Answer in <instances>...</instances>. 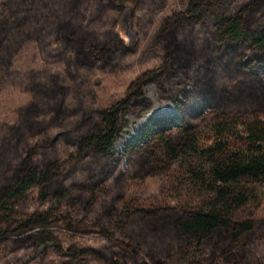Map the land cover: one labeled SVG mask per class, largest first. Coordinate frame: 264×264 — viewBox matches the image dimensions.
Here are the masks:
<instances>
[{"label": "trees", "instance_id": "obj_1", "mask_svg": "<svg viewBox=\"0 0 264 264\" xmlns=\"http://www.w3.org/2000/svg\"><path fill=\"white\" fill-rule=\"evenodd\" d=\"M131 12L138 39L118 31ZM172 9V13L166 12ZM105 13L113 16L105 27ZM103 25V24H102ZM29 43L42 67L15 69ZM158 65L113 106L100 75ZM179 111L117 156L123 117L150 113L145 87ZM31 96L0 120V264H264V217L248 212L264 184V0H6L0 3V92ZM192 169L202 209L122 207L131 185Z\"/></svg>", "mask_w": 264, "mask_h": 264}, {"label": "rangeland", "instance_id": "obj_2", "mask_svg": "<svg viewBox=\"0 0 264 264\" xmlns=\"http://www.w3.org/2000/svg\"><path fill=\"white\" fill-rule=\"evenodd\" d=\"M6 0H0V3ZM133 6L131 3L127 4V11L124 17L120 20L118 31L121 37L129 47H136L138 39L132 29L131 12ZM172 13V9L166 12L167 15ZM113 17L110 13H105L102 18L100 27H105L108 19ZM153 54L150 61L145 65H137L131 70L124 73L122 77H116L111 74H101V86L98 88V95L104 106L111 107L117 99L122 98L129 86L140 75L146 71L154 69L159 59ZM43 65L38 45L36 43H29L22 50L15 61V69L19 71H30L39 69ZM145 97L153 108L150 113H127L123 118V132L120 139L116 143L115 152L117 156H123L126 149L137 140L142 133L149 127V125L158 119H163L162 116H169L173 119H178L179 111L171 102L162 100L159 95L158 87L154 83H150L145 87ZM31 101V96L22 92L18 88L9 87L0 92V120L3 123L15 124L17 122V110L25 107ZM175 107V108H174ZM166 113V114H164ZM160 114V116H159ZM137 130V136L132 139L127 145H124L121 150L117 151L116 147L119 143L126 140L129 136V131ZM211 132H206L203 136L198 152L194 156H187L181 163L177 164L174 172L170 177L166 178H152L144 182L133 184L128 191L127 200L122 207L134 206H153L158 204H166L183 208H197L202 209L208 197L206 188L201 187L200 182L194 177L192 169L198 171L202 161L196 159L201 156L216 144V137H210ZM256 199L250 205L248 212H251L254 217H264V184L256 188ZM43 253L42 250L37 251L30 257H27L23 264H33V260ZM175 264H184L178 262Z\"/></svg>", "mask_w": 264, "mask_h": 264}, {"label": "bare ground", "instance_id": "obj_3", "mask_svg": "<svg viewBox=\"0 0 264 264\" xmlns=\"http://www.w3.org/2000/svg\"><path fill=\"white\" fill-rule=\"evenodd\" d=\"M164 114H166V113H164ZM159 116H160V114H159ZM137 132H138L137 130L129 131V136L126 137V140L125 141H123V142H121V143H119L117 145L116 150L119 151V150L122 149V147L124 145H127L130 142H132V139L137 136Z\"/></svg>", "mask_w": 264, "mask_h": 264}, {"label": "water", "instance_id": "obj_4", "mask_svg": "<svg viewBox=\"0 0 264 264\" xmlns=\"http://www.w3.org/2000/svg\"><path fill=\"white\" fill-rule=\"evenodd\" d=\"M173 105V104H172ZM174 106V105H173ZM175 108V107H174Z\"/></svg>", "mask_w": 264, "mask_h": 264}]
</instances>
